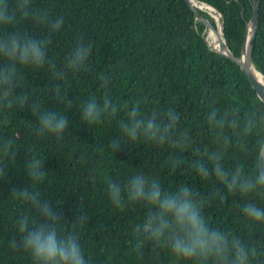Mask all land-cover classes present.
Here are the masks:
<instances>
[{
	"label": "trees",
	"instance_id": "1",
	"mask_svg": "<svg viewBox=\"0 0 264 264\" xmlns=\"http://www.w3.org/2000/svg\"><path fill=\"white\" fill-rule=\"evenodd\" d=\"M194 1L201 6L196 8L198 13L212 24L216 12L203 5L220 13L224 37L238 56L252 0ZM258 3L251 61L264 76V0ZM32 6L47 9L54 17L62 16L60 30L50 33L21 14L15 24L0 25V35L18 29L47 39L48 55L65 76L55 78L48 65H20L21 89L17 91L28 92L25 103L11 108L0 104V136L13 138L18 149L15 160L0 161L8 167L6 176L0 178V264H34L28 252L9 244L10 239L21 236L18 216L37 218L30 204L11 196L13 187L39 191L43 200L63 213L58 228L79 235L89 264H188L155 243L146 242L142 255L133 250L132 228L147 208L138 204L114 206L107 195V180L124 183L142 172L159 179L166 188L188 184L205 198L216 182L202 180L188 166L190 150L144 140L129 144L118 123L126 115L123 106L139 100L146 114L172 108L180 116V128H187L197 145L214 149V137L204 122L209 105L236 107L243 115L254 106L264 108V104L240 67L212 48L215 36L210 37L184 0H32ZM80 40L92 44V53L86 69L73 72L65 67L66 58ZM57 83L66 91L64 103L50 93ZM105 95L121 106L117 115L92 125L83 122L81 104L92 96L102 99ZM46 109L64 113L70 121L62 138L37 131L38 118L33 113ZM113 139L125 141L115 153L109 147ZM263 142L261 129L239 148L234 145L229 149L225 164L240 163L248 171L264 170L262 153L256 161ZM180 154L185 163L171 170L169 157ZM33 156L44 159L46 175L40 183L28 178L24 166ZM249 200L264 205V197L256 194L228 193L224 202L206 200L203 211L214 226L231 229L245 239L264 241V225L249 223L240 212V205ZM81 216L87 219H78Z\"/></svg>",
	"mask_w": 264,
	"mask_h": 264
},
{
	"label": "clouds",
	"instance_id": "2",
	"mask_svg": "<svg viewBox=\"0 0 264 264\" xmlns=\"http://www.w3.org/2000/svg\"><path fill=\"white\" fill-rule=\"evenodd\" d=\"M31 18L44 25L50 33L60 30L64 19L52 16L47 9L33 8L32 0H0V25L11 26L17 16ZM49 41L28 35L22 30L11 29L0 35V104L11 108L13 104H24L28 92L21 89V73L18 66L42 68L48 65L55 78L62 80L63 70H58L48 55ZM92 53V44L80 40L66 58L65 67L73 72L86 69ZM256 75H262L257 72ZM264 78V76H262ZM107 84V79L104 81ZM52 97L64 103L66 91L57 83L50 88ZM137 100L131 106L124 105L125 118L119 128L127 142L144 140L171 149L190 150L192 159L188 166L202 179L215 180L213 191L205 198L192 186L181 183L166 188L159 179L142 172L129 176L126 182L107 180V195L111 203L123 208L126 204H138L147 208L143 218L132 228L134 251L146 242L162 245L180 261L188 264H264V241L245 239L235 231L214 226L204 214L205 201L224 202L227 194L264 197V170L248 171L240 163L225 164V157L234 145L242 143L261 129H264V108L252 107L241 114L236 107L221 109L209 105L204 113V122L214 137L216 147L210 149L197 145L190 131L180 128V116L172 108L152 110L144 113ZM121 106L113 103L110 96H92L79 109L81 120L88 125L114 118ZM37 116L38 132H47L62 138L70 121L64 113L56 110H41ZM235 133V136L232 133ZM125 145L121 139L109 144L115 153ZM18 149L11 137L0 136V161L4 158L15 160ZM185 163L183 154L171 155L167 165L171 170ZM28 178L35 183L45 179L44 159L33 156L25 164ZM8 167L0 163V178L6 176ZM14 199L26 202L36 210L37 218L28 215L17 217L19 239L12 238L13 249H23L33 258L34 264H89L85 258L79 235L74 231L58 228L63 213L48 200H43L37 190L28 187L10 189ZM242 216L252 224L264 225V205L249 200L240 205ZM87 219V217H78Z\"/></svg>",
	"mask_w": 264,
	"mask_h": 264
},
{
	"label": "water",
	"instance_id": "3",
	"mask_svg": "<svg viewBox=\"0 0 264 264\" xmlns=\"http://www.w3.org/2000/svg\"><path fill=\"white\" fill-rule=\"evenodd\" d=\"M187 7L190 9V11L193 13L196 20H198L205 29H207L208 34L211 36H216L220 43V49H215L213 46L212 48L231 60L232 62L236 63L248 81L250 82L252 88L254 89L257 97L259 100L264 104V82L258 81L254 75L253 71H257L251 61V50H252V43L254 39V35L256 32V26H257V20H258V0H252V12L250 15V18L248 22L246 23V28L244 32V38L241 44L240 48V54L238 56H235L229 46L228 43L224 37L223 30H222V24L220 21V13L216 11L214 7H211L209 5L204 4L205 7L210 8L215 14L212 16L214 17L215 24L210 23L206 18H204L202 15L198 13L196 8H201L200 5H198L194 0H184ZM260 73V72H259ZM263 76V75H262ZM264 151V142L260 148L259 154L256 158L260 157V154Z\"/></svg>",
	"mask_w": 264,
	"mask_h": 264
},
{
	"label": "bare ground",
	"instance_id": "4",
	"mask_svg": "<svg viewBox=\"0 0 264 264\" xmlns=\"http://www.w3.org/2000/svg\"><path fill=\"white\" fill-rule=\"evenodd\" d=\"M204 6V5H203ZM205 7V6H204ZM210 9V8H209ZM211 10V9H210ZM211 37V35H210ZM212 46L215 48V49H220V43H219V40L218 38L215 36L214 38V41L212 40ZM256 71H253V75L254 77L260 81V82H264V78H262V75H256ZM262 161H263V165H264V151L262 152Z\"/></svg>",
	"mask_w": 264,
	"mask_h": 264
},
{
	"label": "rangeland",
	"instance_id": "5",
	"mask_svg": "<svg viewBox=\"0 0 264 264\" xmlns=\"http://www.w3.org/2000/svg\"><path fill=\"white\" fill-rule=\"evenodd\" d=\"M211 40H212V38H211Z\"/></svg>",
	"mask_w": 264,
	"mask_h": 264
}]
</instances>
